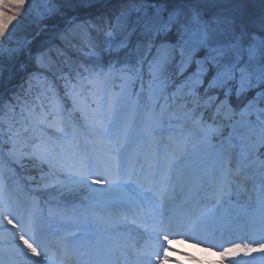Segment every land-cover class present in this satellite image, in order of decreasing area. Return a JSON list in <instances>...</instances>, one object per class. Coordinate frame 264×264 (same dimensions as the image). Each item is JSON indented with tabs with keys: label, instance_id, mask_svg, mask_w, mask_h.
<instances>
[{
	"label": "snow or ice",
	"instance_id": "6c2138e0",
	"mask_svg": "<svg viewBox=\"0 0 264 264\" xmlns=\"http://www.w3.org/2000/svg\"><path fill=\"white\" fill-rule=\"evenodd\" d=\"M92 6L93 0H0V65L35 64L24 94L5 105L12 113L18 108L20 118L0 117V264H127V246L81 251L71 246L77 233L60 235L58 225L116 232L137 223L148 232L144 244L132 245L136 264H183L178 255L203 264L173 248L174 240L208 245L218 256L210 264H264V0L259 11L253 0H119L99 23L76 24L73 13ZM26 18L35 26L32 39L18 34ZM49 21L66 23L62 35L78 28L88 34V59L59 76L52 50L34 54L31 47L36 29ZM56 80L63 81L62 95ZM84 133L90 150L82 148ZM141 137L153 148L151 163L148 154L145 163L139 153L125 155ZM193 142L202 154L189 166L202 174L200 188L218 202L233 190L256 194L247 224L209 228L203 216L159 213L157 197L185 175L174 176L173 168ZM169 147L180 157L168 159ZM20 173L32 192L64 197L87 189L89 202L45 216L36 210L39 201L27 208L22 189L6 179ZM113 191H123L122 215L105 217L95 205Z\"/></svg>",
	"mask_w": 264,
	"mask_h": 264
},
{
	"label": "rangeland",
	"instance_id": "374dc122",
	"mask_svg": "<svg viewBox=\"0 0 264 264\" xmlns=\"http://www.w3.org/2000/svg\"><path fill=\"white\" fill-rule=\"evenodd\" d=\"M27 19V18H26ZM25 19V20H26ZM118 90V89H116ZM63 94V88L61 89V95ZM68 108L71 107L70 101H65ZM14 120H18L19 117V109L16 110V113L14 114ZM76 121H79V114H76L75 117ZM13 120V121H14ZM86 134V133H84ZM84 134L81 138V145L84 150H90L92 147L88 144V142L83 139ZM87 135V134H86ZM193 144L195 142L190 143L188 145V152H187V158L181 159L180 163L175 165L173 168V175L175 176L177 173H184L185 175L181 176V178L177 181L174 188H171L169 193L174 194L175 196H178V201L176 199L168 198V201H175V204H169L166 203L165 205L170 209V213L174 214L178 212V206L187 199L188 196L193 194L192 201H188L190 204L195 203L197 197L201 196H207L210 195L208 188H200V182H201V175L196 173L194 170L190 168V161L195 159L197 156L201 155V150L199 149V146L197 145L195 148L193 147ZM130 145H134L138 152H140V162L145 161L144 157L146 154H148L149 159L147 162L151 161V148L147 142L146 139L143 137L136 139L134 142H132ZM164 146H167V141L164 140L163 144L161 146L160 152L163 154L164 152ZM126 155V153H125ZM168 159L173 158H179L180 153L175 150L173 147H169L168 151L166 153ZM163 162V161H162ZM31 174V173H29ZM24 173H20V178L17 179L14 176H7L6 179H8L9 184L13 188H21L22 190L18 192V195L20 199L25 203V206L27 208H32L35 201H39L38 204L35 205L36 210L38 212H43L45 216L48 215L49 211H55L58 207L62 208L64 206L71 207L72 204H82L87 205L89 200L88 198L91 196V193L87 189H82L78 193H76L74 196H64L61 197L60 194L56 191H51L48 193H42L37 194L35 192L30 191L31 185L29 182L24 179ZM95 187L100 188L101 185H96ZM121 191H113L111 193H105L103 200L98 202L95 207L98 213L104 215L105 217L111 216L113 218H116L122 213L119 210V205L121 204V200H119ZM232 192L235 193V200H230V203L228 202L229 194L227 199L217 201L215 199L210 204L212 205L211 208H207L204 214V219L207 222L206 226L209 228L212 227H219V226H232L235 227L237 225H245L249 222L250 217L253 214H250V210L254 213L257 207V197H252L251 199H247L244 193H240L237 195L236 191L233 190ZM199 193V194H197ZM172 203V202H170ZM199 204V202H196V204ZM201 208H205L208 204L203 203L199 204ZM170 206V207H169ZM204 212V211H203ZM163 216H166V214L159 212ZM210 215V217H208ZM210 219V220H209ZM140 224V223H139ZM141 225V224H140ZM57 226L54 224V227ZM61 228L60 235H65L68 233H77V238L71 242V246L75 247V244H80L81 246L78 248H84L88 247L86 242V239L88 237H91L90 239H95L97 243L100 244V246L103 247H113L119 250L120 248H124L127 246L129 251V258L127 260V263L131 264V261H135V259L132 257L131 253L135 251L134 248H132V245L135 244V240H139V230L136 226L130 225L126 228H120L116 232H105L102 230V227H90V228H84V229H76L74 227H67L65 228L62 224L58 225ZM143 226V225H141ZM80 236H84L85 240L83 238H80ZM147 237L143 238V241H145ZM138 248V247H137ZM208 249V248H205ZM197 257H199V261L203 262V264H210V262L216 261L217 257L213 256V254L204 251L198 252ZM215 254V252H213ZM216 255V254H215ZM184 264H197L196 261H189V260H183ZM257 264H262L259 260L257 261Z\"/></svg>",
	"mask_w": 264,
	"mask_h": 264
},
{
	"label": "trees",
	"instance_id": "16d2710c",
	"mask_svg": "<svg viewBox=\"0 0 264 264\" xmlns=\"http://www.w3.org/2000/svg\"><path fill=\"white\" fill-rule=\"evenodd\" d=\"M119 0H93V6L78 10L73 13L77 16L76 24L81 21H95L99 23L98 17L102 15H110L111 12L117 8ZM253 8L256 11L260 9V0H253ZM67 27L66 23L60 22H47L42 24L40 29V36L33 41L31 47L35 51L51 49L52 59L56 62L54 71L56 75H60V69L64 72H70L78 63L85 62L88 58L84 55L87 49L88 34L85 33L83 28H78L75 33H64ZM35 29L34 25L30 24V18L22 21L20 26L19 35L26 36L32 39L30 33ZM91 36L95 37L96 32L91 31ZM57 49L60 50L62 55L57 54ZM34 62H27V70H21L18 65L4 62L0 65V117L5 120H14V114L5 108V105H10L14 102L17 95H23L28 88L26 83L28 71L34 70ZM51 78V76H50ZM55 83L61 86L62 80H56ZM23 85V87H21ZM40 91L38 85L33 82L32 95ZM18 109V108H17Z\"/></svg>",
	"mask_w": 264,
	"mask_h": 264
},
{
	"label": "bare ground",
	"instance_id": "6f19581e",
	"mask_svg": "<svg viewBox=\"0 0 264 264\" xmlns=\"http://www.w3.org/2000/svg\"><path fill=\"white\" fill-rule=\"evenodd\" d=\"M152 151H153V148H151V152ZM136 153H139V157H140V152H138L136 148L132 149V145H129L127 150H126V156L131 157L133 154H136ZM151 162H152V160L147 162V163H151ZM160 162H162V161H160ZM142 163H145V161H143ZM123 191H127V189H124ZM123 191L120 192L119 200H120V197L123 195ZM243 195H245L247 197V199H251L252 197L254 198L256 196L255 193H246V192ZM229 196H230L229 199H228L229 203H230V200H235L236 196H235L234 192L229 193ZM174 198L178 201V197L177 196H174ZM157 200H158V203L160 205L159 212H162L164 214L167 213L168 208L166 206H164L165 197L164 196L157 197ZM196 213L199 214L198 212H196ZM134 226L137 227V229L139 230V235H141L140 237L138 236L139 240L138 239L135 240V244L142 245V244L145 243V241H143V238L147 237L148 229L146 227H144V226H140L139 223L135 224ZM80 238H83L85 240L84 236H80ZM85 243L87 244V246L89 248H91L93 246H100V244L97 243V241L96 242H94V241L91 242L89 240V237L86 239ZM204 246L208 248V245H206V244L205 245H198L195 241H188V240H185L182 243L181 242H177L176 240H174L173 245H172L173 248H180L182 251L190 252V253H192L195 256L198 255L197 251L200 252V251H204L205 250L206 252L213 254V256H216L217 260H218L217 254L215 253L216 254L215 255L213 253L214 251L210 252L207 249H204ZM170 255H171V253H170ZM176 258L181 259L182 261L186 260V258H184L183 256H179V255ZM183 264H184V262H183Z\"/></svg>",
	"mask_w": 264,
	"mask_h": 264
}]
</instances>
